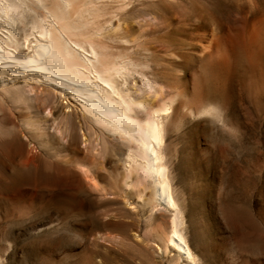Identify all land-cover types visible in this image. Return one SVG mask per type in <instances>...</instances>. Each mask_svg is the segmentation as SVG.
<instances>
[{"label":"rangeland","instance_id":"obj_1","mask_svg":"<svg viewBox=\"0 0 264 264\" xmlns=\"http://www.w3.org/2000/svg\"><path fill=\"white\" fill-rule=\"evenodd\" d=\"M231 1L237 4V0ZM197 5L198 2L184 0H166L155 6L136 2L129 13L122 15L124 34L138 42L131 47L138 52L134 58L146 67L140 71L152 80L131 72L134 79H129L139 95L152 97L161 93L158 96L169 97L183 86L189 91L187 106L198 101L196 83L204 75L199 61L201 43L206 42V32L216 26L208 24L210 30L208 26L193 30ZM26 23L16 30H28ZM3 26L1 33L8 31ZM107 38L105 42L115 49L127 46L122 40L119 43ZM241 62L246 64L233 62L225 67L221 83L218 80L214 87L201 90L205 104L227 105L218 109V116H192L179 110L166 139L168 159L174 156L169 161L175 174V195L184 209L182 229L204 264H264V62L260 66L248 57ZM4 75H0V94L9 92L4 94L5 106L9 105L6 107L10 108L13 121L3 120L0 112V263L170 264L171 256L177 263L174 252L159 260L153 253L156 244L149 235L153 227L170 229L171 212L158 207L154 214L149 208L142 209L143 213L136 203L126 206L127 196L119 186L113 165L126 156L128 143L81 112L64 108L66 99L63 101L50 87L21 79L14 81ZM18 93L24 96L18 98ZM44 99L50 102L44 103ZM29 120L32 123L27 125ZM70 132L72 137V132L77 134L78 139H71ZM83 134L88 137L87 146L81 141ZM14 135L18 137L14 139ZM8 141L14 144L12 148L5 145ZM68 142L78 144L81 154H70ZM25 166L28 170L24 171ZM19 169L24 173L20 174ZM91 175L99 176L97 181L101 178V187H92ZM31 226L37 229L30 230ZM133 231L145 243H137L131 236ZM183 262L179 264H187Z\"/></svg>","mask_w":264,"mask_h":264},{"label":"bare ground","instance_id":"obj_2","mask_svg":"<svg viewBox=\"0 0 264 264\" xmlns=\"http://www.w3.org/2000/svg\"><path fill=\"white\" fill-rule=\"evenodd\" d=\"M184 1L194 4L198 2V11L195 13L197 24L194 25L193 30L204 29L206 26L210 30L209 25L216 26L218 30H221V33H215V30H217L215 27L214 30H210L211 32H206V42L208 44L204 45L206 42L201 43L203 50L199 61L203 65L202 70H204V75L202 74L203 76L196 83L198 101L196 100L197 102L192 104L194 105L193 107H190L192 105L188 107L186 104V101L189 100L186 99L188 89H183V86H181V90L178 93L169 97H165V94L163 97L158 96L161 93L153 95L154 97L146 96L145 94L144 97L139 95L138 89L134 84L132 85V80L129 79L134 77L131 76V72L133 74L136 72V74L138 73V75L146 78L148 81H152L146 76V73L142 72L143 70L140 71L145 66L134 58V55L138 52L132 50L133 46L131 45H136L138 42L136 41V43L133 38L131 39L127 34H124V30L126 29L121 17L124 13H129L131 11L130 8H134L136 2L141 5L155 6L166 2V0H0V29L1 25H4L3 27H6L8 30L7 32L5 31L6 33H1L0 31V75H8L14 81L21 79L25 82H34L50 87L56 92V95L58 94L63 98V101L66 99L64 108H68V110L72 108L76 114L81 112L84 117H90L100 127L118 135L122 140L126 141L129 145L126 156H123L124 159H120L121 162L117 161L118 163L115 162L116 164L114 163L113 165L115 167L116 178H118L120 183L119 186H121L122 191L127 196L126 206L128 207V205L136 203L142 207L141 210L144 209L145 211L149 208L153 214L158 207H163L171 212L170 229L169 226L166 230L157 229L156 227L150 229L149 235L156 244V248L153 249L154 255L160 260L169 258L171 256L170 253L174 252L178 264L181 261L187 264H204L190 245L185 235L186 231H183V225L185 224L184 211H182L183 208L181 209V205L176 198L177 195H175L177 193L174 191L173 183V176L175 174H172L173 169L171 170L172 166L170 164L174 156L168 159L169 154L167 151L170 148L167 147L166 139L171 130V125L173 126L174 116L178 114L179 110H183L184 113L186 112L192 116L205 114L211 116V114L215 113L218 116V109H223L227 106L225 104H218V102V106L213 105L211 104L212 102L208 103L209 99L207 100L208 104H205L204 91H201L202 89L205 90L206 86L211 85L214 87L218 84L226 69L225 67L230 66L233 62L234 64L236 62L237 64L239 62L245 63L241 62L245 57L250 58L251 61L255 64L258 63L260 66L263 64L264 0H237V4L231 0ZM40 10L42 13L39 12ZM25 23L28 30H22L21 33L20 30H16V27L24 28L23 25ZM172 28L173 26L170 29ZM23 31L25 32L22 34ZM107 37L113 40L116 39L118 42L122 40V44L127 46L123 50L115 49L105 42ZM129 45L130 47H128ZM207 58L214 61L210 62L206 60ZM221 81H223L222 78ZM208 91L205 92L209 94ZM7 93L9 92L4 90L3 95L0 94V112L3 120L12 122L13 117L11 118L10 116L9 105L7 104L8 107H6L7 105L5 106L6 97H4V94ZM22 95L18 93L17 97L21 98ZM209 98L211 97L209 96ZM46 102H50L49 99H44V103ZM188 103L191 104V101ZM222 105L223 107H220ZM30 123H32L30 120L26 122L27 125H30ZM180 124L178 125L180 126ZM179 126H177V129ZM7 129L9 130V128ZM72 133L78 139L77 134ZM15 136L13 137L14 139L18 137ZM69 136L68 138H74L72 134ZM82 136L81 141L85 142V146H87L89 143L87 142L88 137L86 134ZM68 143L70 154L73 153L76 157L75 154L80 151L79 148L81 147H78V144L74 142ZM5 145L12 148L14 144L12 145L11 141H8ZM20 155L17 156L19 157ZM28 161L26 163L29 165ZM25 165L27 166V164ZM81 165L83 166V164ZM29 166L27 167L29 168ZM5 167L7 166L5 165ZM13 167V171L17 170H14L15 167ZM27 167L24 168V171L28 170ZM59 167L62 168L63 166L60 165ZM30 168L32 167L30 166ZM21 170L19 169V172ZM62 171L63 169L61 173ZM73 171L71 170V172ZM89 174L86 172L87 179L90 177ZM99 176L93 175L92 177L91 175L90 180L93 181V184L91 182L93 188H98L100 184L98 181L101 179L97 181ZM83 189L85 190V188ZM149 210L148 212L151 214ZM102 222L105 221L103 220ZM85 224L87 223L85 222ZM119 224L121 223L119 222ZM34 229L37 228L31 226L30 230ZM134 233L131 236L136 238L137 243H145L144 240L140 239L139 235H136L137 232ZM144 233L146 232L144 231ZM103 239H106V236ZM174 259L175 257L171 256L170 262H168L174 264Z\"/></svg>","mask_w":264,"mask_h":264}]
</instances>
